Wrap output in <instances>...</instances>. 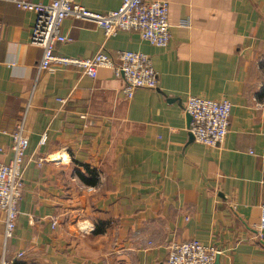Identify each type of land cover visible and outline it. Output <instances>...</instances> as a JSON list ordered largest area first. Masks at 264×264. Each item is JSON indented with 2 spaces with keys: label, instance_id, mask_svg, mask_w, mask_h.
I'll list each match as a JSON object with an SVG mask.
<instances>
[{
  "label": "crops",
  "instance_id": "crops-1",
  "mask_svg": "<svg viewBox=\"0 0 264 264\" xmlns=\"http://www.w3.org/2000/svg\"><path fill=\"white\" fill-rule=\"evenodd\" d=\"M76 1L99 13L122 3ZM167 1L166 47L134 31L106 37L95 23L63 22L71 40L55 45L58 55L151 57L157 88L129 98L108 68L97 77L73 66L39 71L36 13L0 0V162L12 158L22 120L29 137L11 238L0 211V260L165 264L172 240L195 239L221 250L219 264H264V0ZM190 96L231 102L221 147L194 140Z\"/></svg>",
  "mask_w": 264,
  "mask_h": 264
},
{
  "label": "built area",
  "instance_id": "built-area-1",
  "mask_svg": "<svg viewBox=\"0 0 264 264\" xmlns=\"http://www.w3.org/2000/svg\"><path fill=\"white\" fill-rule=\"evenodd\" d=\"M5 1L36 13L31 42L43 48L39 71H52L55 65L73 66L85 75L97 77L100 68H108L115 77L124 79L122 91L129 98L139 88H157L158 72L151 57L143 52L123 50L113 56L99 51L91 57H68L58 55L55 45L71 40L61 29L65 19L74 18L97 24L104 29L106 37L116 35L119 31H134L152 45L166 47L172 39L173 26L169 1L122 0L118 9L107 13L92 11L76 0H52L47 4L34 0ZM185 112L191 117L189 130L196 142L208 147H221L224 144L232 114V104L228 99L190 96L185 104ZM28 146L29 137L24 132L22 120L13 133L12 158L7 163L0 162V211L5 213L7 239L13 236L20 213ZM260 228L264 231V204ZM167 251L165 264H215L217 256L221 254L220 249L195 239L184 242L172 240ZM22 256L23 253L17 255L18 258ZM0 264H11V261L2 258Z\"/></svg>",
  "mask_w": 264,
  "mask_h": 264
},
{
  "label": "water",
  "instance_id": "water-1",
  "mask_svg": "<svg viewBox=\"0 0 264 264\" xmlns=\"http://www.w3.org/2000/svg\"><path fill=\"white\" fill-rule=\"evenodd\" d=\"M189 118H190V120H191V117H190V116H189ZM219 261H220V256L218 255L215 264H219Z\"/></svg>",
  "mask_w": 264,
  "mask_h": 264
}]
</instances>
